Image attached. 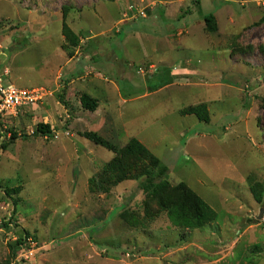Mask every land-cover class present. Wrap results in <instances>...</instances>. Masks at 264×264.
<instances>
[{
  "label": "rangeland",
  "instance_id": "obj_1",
  "mask_svg": "<svg viewBox=\"0 0 264 264\" xmlns=\"http://www.w3.org/2000/svg\"><path fill=\"white\" fill-rule=\"evenodd\" d=\"M195 1L0 0L6 82L42 92L0 118V264H264V0ZM202 103L208 122L182 112ZM40 122L52 136L35 134ZM86 130L119 147L138 138L217 219L178 226L141 189L145 177L90 191L117 153Z\"/></svg>",
  "mask_w": 264,
  "mask_h": 264
},
{
  "label": "trees",
  "instance_id": "obj_2",
  "mask_svg": "<svg viewBox=\"0 0 264 264\" xmlns=\"http://www.w3.org/2000/svg\"><path fill=\"white\" fill-rule=\"evenodd\" d=\"M196 0L195 2H199ZM66 7H64L65 9ZM207 29L210 31L217 30V23L213 14H204ZM264 20V17L262 18ZM127 24V23H122ZM64 32L70 41L77 44L80 39L66 24ZM59 100L67 104L65 100V89L58 94ZM82 107L89 111H96L99 106V99L88 92H83L79 96ZM183 113H194L202 121H209L210 114L206 103L191 105L182 110ZM11 131V139L18 138V133L14 129ZM54 130L50 123L40 122L37 124L35 134L52 136ZM82 135L97 145L106 147L117 153L113 158L106 162L101 170L90 177L89 189L92 192H108L113 186L126 179H139L145 177L140 183L143 189L151 198L157 201L158 210L166 211L169 218L178 226H189L192 228L203 227L217 219V212L207 203L202 196L195 192L186 182L181 181L172 185L166 177L168 165L165 164L157 155H155L144 143L138 138L131 137L128 142L119 147L113 140L99 134L95 130H86ZM26 137V134L22 135ZM141 161H145L141 164ZM158 179V181H157ZM252 189L255 191V197L263 201L262 185L257 184ZM19 187H6V193L19 192ZM8 227V223H4ZM26 242V236L16 241L12 245V254L16 255V249L22 247Z\"/></svg>",
  "mask_w": 264,
  "mask_h": 264
},
{
  "label": "built area",
  "instance_id": "obj_3",
  "mask_svg": "<svg viewBox=\"0 0 264 264\" xmlns=\"http://www.w3.org/2000/svg\"><path fill=\"white\" fill-rule=\"evenodd\" d=\"M7 76L8 71L3 70L0 65V118L16 117L23 109L41 102L40 90L8 83Z\"/></svg>",
  "mask_w": 264,
  "mask_h": 264
},
{
  "label": "crops",
  "instance_id": "obj_4",
  "mask_svg": "<svg viewBox=\"0 0 264 264\" xmlns=\"http://www.w3.org/2000/svg\"><path fill=\"white\" fill-rule=\"evenodd\" d=\"M29 88V87H28Z\"/></svg>",
  "mask_w": 264,
  "mask_h": 264
}]
</instances>
